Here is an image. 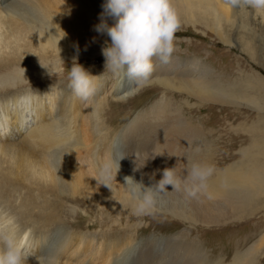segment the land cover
I'll return each mask as SVG.
<instances>
[{
  "label": "rangeland",
  "instance_id": "obj_1",
  "mask_svg": "<svg viewBox=\"0 0 264 264\" xmlns=\"http://www.w3.org/2000/svg\"><path fill=\"white\" fill-rule=\"evenodd\" d=\"M171 2L180 20L171 56L176 61L171 66L163 64L162 71L157 69L162 73L153 70L154 75L141 80L144 84L130 94L122 95L124 88L114 84L119 76L106 69L102 48L110 45L111 41L107 34L95 30L96 23L99 24L101 19L95 21L94 25L84 21L80 35L74 40L70 38V41L59 38V47L35 40L29 46L40 50L22 55L20 52L14 53L11 56L16 57L15 60L12 58V61L6 60L3 66L0 64V85L4 84L5 78L2 75L10 79L12 75V78L16 76L12 81L5 79L11 85L8 83L7 88L0 90V99L8 98L6 93L21 90H28L36 98L39 96V99L43 91L50 92L48 99H52V94L57 96V104H53L51 111L45 107L47 102L41 107L36 106V112L44 113L40 122L57 119L56 126L53 125L54 137L47 139L50 137L45 136V143H42V137L32 140V137L25 135L26 131H22L17 132L13 138H0V226L5 229L13 227L18 240L25 233L31 239L36 235L42 237L50 233L53 236L57 227L61 228L64 235L68 233V236H73L70 251L78 245L79 237L84 238L91 233L97 238L93 245L92 241L86 243L92 245L89 250L102 244L103 240L122 238V243L109 249L106 262L100 258L96 260L98 264H101L100 260L105 264H114L117 259H123L121 256L124 253L120 256V248L125 247L127 241L125 249L127 252L132 251L128 261L133 264H242L247 250L254 246L256 250L252 261L248 259L244 263L264 264V242L258 245L264 237V12L237 8L235 15L227 21L223 15L216 13V9L221 8L217 0ZM104 38L107 40L103 41ZM55 47L59 48L58 52L54 50ZM43 51L53 52L56 64L38 58ZM74 63L81 65L92 76L96 93L87 102L76 97L69 87L68 73ZM178 68L185 70L183 73H170ZM163 69H168L170 75L165 74ZM160 74L164 78L159 79ZM101 79L105 80L102 84ZM200 90L219 91L227 97L232 95L239 102L229 104L217 100L203 101L197 97ZM250 102L257 103L258 107ZM83 136L90 140L87 141ZM50 140L54 142L51 147ZM85 145L92 152L97 149L93 154L99 155L92 154L95 160H98V156L104 158L106 155L103 152L107 154L106 150L109 153V149H118L127 155L153 154L154 158H158L162 172L165 169L174 170L175 176L181 180L180 190L183 192L187 184L186 170L191 163L210 164L215 168L209 181L212 186L215 182L211 181L220 182L221 176L228 175L230 181L248 185L242 204L235 208L237 211L232 207L226 209L233 214L245 210L246 215L216 227L189 225L185 222L189 220L181 215L171 216L161 207H154L148 214L136 216L133 207L126 206L119 212L113 210L112 214L102 216L95 199L88 195L69 193L63 176V161H76L80 158L78 155L87 149ZM93 145L92 149L90 146ZM100 149H103L102 154L98 152ZM41 158L46 164L39 160ZM54 160L60 165L61 178L56 179V172L49 169ZM21 162L23 166H20ZM38 162L43 163V167ZM210 187L195 199L190 197L195 215H200L201 208L206 205L204 196L210 202L224 200L222 187L219 191H212ZM35 218L39 224L33 222ZM5 219L9 221L6 223ZM115 247L119 248L115 249L116 253ZM180 251L183 253L179 254ZM197 252L199 254L194 255ZM69 258L70 255H66L55 259V264L69 261Z\"/></svg>",
  "mask_w": 264,
  "mask_h": 264
},
{
  "label": "bare ground",
  "instance_id": "obj_2",
  "mask_svg": "<svg viewBox=\"0 0 264 264\" xmlns=\"http://www.w3.org/2000/svg\"><path fill=\"white\" fill-rule=\"evenodd\" d=\"M217 1H218L219 6L221 8L220 9L217 8L216 13L223 15L224 19L229 21L230 16L233 17L235 15L237 8L230 7L228 0H217ZM105 2H106V0H0V61H1L0 64H2V66H3V64H6L5 63L6 60L12 61L13 60L12 58H14V60H15L16 57L11 56L14 53L19 54V52H20V54L21 53L26 54L25 52H34L35 50H40V49H33L31 46H29V44L35 40H40L42 42V44L51 43V44H55L57 46H58L59 38L61 40L64 38L69 40V41L71 39L74 40V38H76L80 35V30L81 31L83 30L84 21H85V23L87 21L88 24L90 23V24L94 25L95 21H98L100 19L101 13L103 12V9L101 6ZM229 7L231 10H229ZM38 13H40L41 15L38 16ZM40 16H42V17H40ZM217 17H219V16H217ZM105 19L110 24L114 23V21L111 18L105 17ZM97 23H96V25H98ZM221 36L223 39L224 36L223 35H221ZM105 40H107V39L104 38L103 41H105ZM223 40H225V39H223ZM96 41H98V40H96ZM54 50H56V52H58L59 48L55 47ZM41 53L42 54H40V55H42V56L38 55V58H41L42 60L47 59L51 63L56 64V60L54 59L55 56H54V54H52L53 52L43 51ZM49 55L52 56V58H46V57H50ZM47 60H45V61H47ZM174 61H176V60L170 59V61L168 63H161L160 61L154 62V60H153V64H154L153 70L155 71V69H156V72L162 73L161 72L162 71L161 70L162 65L167 64V66H171L170 64L174 65V63H175ZM166 68H168V67H166ZM157 69H160L161 71L160 70L157 71ZM163 70L165 71V74H167V75L170 72V71H168V69H163ZM183 70H185V69L178 68L174 71H171L170 73L172 74V73H175L176 71L182 72ZM45 74H46V72H45ZM153 75L151 74V76H153ZM156 75L158 76V74H156ZM12 76L10 79V78H8V77L6 78L4 75H2V77L5 78L7 81H9L8 79H10L12 81L14 78H16V76L13 78H12ZM19 77L22 78L21 76H19ZM41 78H44V77L41 76ZM162 78H164L163 75H161V77L159 79H162ZM5 79H4V84L0 85V90L7 88L6 84H8V83H9V85H11V82L6 83ZM22 80L23 79H21L19 81H22ZM151 80H153L152 77H151ZM103 81H105V80L104 79L100 80L101 84L103 83ZM92 82H93V80H92ZM142 83L144 84V81L142 82L141 80H139L136 83L135 80L127 79L123 75H120L114 81V84L116 87L121 86L122 88H124L122 95L130 94L135 88H137ZM199 87H201V86H199ZM200 91L201 92H200V94L197 95V97L203 101H205V100H213V101L217 100L219 102L229 103V104H236L239 102L238 99L233 98L232 95L227 97L225 93H220L219 91H217V92H215L214 90L213 91L200 90ZM190 92H192V91H190ZM6 94L9 95V96H7L8 98L0 99V138H4V137H12L13 138V136L18 134L17 132L21 133L22 131H26L25 135L28 137H32L31 138L32 140L35 139L36 137H37L36 139H38V138L40 139V137H42L41 138L42 141L41 140H37V141H41L42 143H45L44 140L47 138V137L44 138L45 136L50 137L47 139H51L52 137L55 136V134H54L55 132H53V130H55V127L53 128V125L56 126L57 119H52L49 122H47L46 120H43V122H40V119L44 117V113L43 112H36V110L38 107L45 105V103L47 102V105L45 107L47 108V111H51L53 109V104L54 105L57 104L56 94L51 95L52 99H48V98H50V92L46 93V91H43V95H42L41 99H39V96H38V98H36V95L33 96L34 93L31 94V92L28 90H21L18 92H12L11 94H8V93H6ZM193 94H194V92H193ZM71 104H73V103H71ZM250 104L253 105L254 107H258L257 103L255 104V103L250 102ZM36 106H37V108H36ZM45 107L43 109H45ZM52 117H53V115H52ZM72 120H71V122H72ZM75 120H77V119H75ZM44 121H46V122H44ZM31 124H33V125L31 126ZM34 124H36V125H34ZM58 127L59 126H57V128ZM58 130H60V129H58ZM76 130H77V128H76ZM84 130L85 129H83L82 131H84ZM66 131H69V130L67 129ZM56 133H58V131ZM60 134H63V133H60ZM82 135H84V134H82ZM84 138L86 139L89 137H84ZM84 138L82 141H84ZM21 140H22V138H21ZM29 140H30V138H29ZM88 140H90V139H88ZM11 142H13V141H11ZM50 142H51V140H50ZM78 142H79V140H78ZM89 143H90V141H89ZM53 144H54V142H51L50 146L48 144L46 146L51 147V145H53ZM33 145H35V144H33ZM33 145H31V146H33ZM41 145H43V144H41ZM94 145L90 146V147H92V149H93ZM77 146H78V144H77ZM86 146L87 145H85V147ZM33 147H35V146H33ZM79 147H81V146H79ZM35 148H33V150ZM139 148L141 149L140 146H139ZM0 149H1V147H0ZM90 149L88 147L86 150L82 151V153H80L78 155V157H80V158L76 159V161H74V162L71 160L67 161V162L63 161V162H65L63 164V172L65 170V174L63 176H64V179L67 181V184H68L67 187H68L69 193L72 195H76V194L88 195L87 197H91V199L92 198L95 199L97 205L100 207L99 211L101 212L100 215H102V216L105 215V217H106L109 214H112L113 210L119 212V211H121V209L123 207H126V206L134 207L135 200L132 197V195L125 189V186H126L125 180H124L125 177H132L135 182L142 184L144 188L154 187L157 184V182L160 179H162L163 172L160 169L159 162L157 161L158 158L157 159L154 158L152 156L153 154L135 153V154L127 155V154H124L123 151H120L118 149L111 150L108 148L109 153H108V150H106L107 154L103 152V155L104 154L106 155V156L104 155L105 156L104 158H101L100 156H98L101 159L98 158V160H97V158H96V160H95L93 158L94 156H92V154L94 152L96 153L97 149H95V151H93V152ZM103 149L102 150L100 149V151H98V152L101 153V151H103ZM38 150H39V148H38ZM135 152H136V149H135ZM51 153L52 152H50L49 154H51ZM121 154H123L125 156L123 159H121L119 161V170L116 172L114 180L110 181L109 187H107L103 184H99L97 182V180L95 179V177L97 175L98 166L100 164H102L104 161L108 160L111 156H115L116 158H119V156ZM93 155H95V154H93ZM96 155H99V154H96ZM73 156H74V154H73ZM37 157H38V155H37ZM39 158H40V156H39ZM42 158H45L44 155L42 156ZM42 158L39 160H42ZM63 158H65V157H63ZM17 159H15V160H17ZM54 159H56V158H54ZM34 160H35V158H34ZM37 160H38V158H37ZM67 160H69V159L67 158ZM42 161H43V163L46 162L44 160H42ZM2 162H3V160H2ZM56 162H55V160L52 163L50 162L51 168L49 166H47V169L49 167V169H52L53 172H56L55 173L56 176L54 175V177H56V179H57V178H61V177H60V173H59L60 165H58ZM61 162H62V160H61ZM38 163H40V162H38ZM19 164H20V162H19ZM22 164L23 163L21 162L20 166H23ZM31 164L33 165V163H31ZM42 164H41V166H42ZM44 164H46V163H44ZM41 166L40 167L38 166V168L43 167V166L42 167ZM26 167H27V165H26ZM18 169H19V165H18ZM31 169L33 171V168H31ZM229 170H230V168H229ZM32 171L30 170L31 173H32ZM34 171H36V170L34 169ZM49 171H51V170H49ZM21 172H23V170ZM43 173H45V172H43ZM26 176L28 177V175H26ZM228 176H226V177L221 176L222 179L220 180V182H217L215 180L211 181V182H215L214 186H212L211 183L208 182L209 185L211 186V187L210 186L209 187L212 189V191H215V190L219 191L220 188L222 187V183L225 184V185H223V187H226V188L224 189L222 187V192L225 193V194H223L224 200H219L216 202H210L209 199L203 195L205 197V200H206V205H204V207L201 208L202 210L199 207V209L201 210V213L199 212L200 215L194 214V211L192 210L193 201L189 200L191 198H190V196L187 195L186 191L183 192V191H181L182 189L181 190L180 189L174 190L171 185L166 186L165 192L158 193L155 195L156 203H155L154 207H158V208L161 207V209L163 208L164 211L167 212L168 214H170L171 216L180 217L179 215H181L182 217L185 218V220H189V221H185L189 225H197L198 224V225H201L204 227H216V226H220V225H223L225 223H228L229 221L238 220L240 217H243L244 215H246L245 210L241 211L242 213H240V214H237V212H236V214H233L232 212H228V210L226 211V209L228 207H232V209L234 211H237V210H235V208L239 207L242 204V201L245 198L249 187L245 183H234V182L230 181ZM46 177H48V176H46ZM51 180H52V178H51ZM142 190H143V188H142ZM0 191H2V190H0ZM210 193H212V192H210ZM194 199H195V197H194ZM197 200H199V199H197ZM197 203H199V202L197 201ZM199 209H197V210H199ZM33 211H34V209H33ZM46 214H48V213H46ZM72 214H73V211H72ZM28 216H29V214H28ZM57 216H58V214H57ZM47 217L49 218V216H47ZM36 218H37V216H36ZM36 218L33 219L34 220L33 222H36L39 224V222L36 221ZM48 218H47V220H48ZM190 220H193V222ZM8 221H9L8 219H5L4 222L7 223ZM49 221L50 220H48V222ZM4 222H3V224H4ZM45 222H42V223H45ZM56 222H58V221H56ZM52 223H53V221H52ZM11 225H12V223H11ZM44 225L46 226V224H44ZM14 228H16V227H14ZM57 228L54 231L53 236L49 232L50 233L49 235L42 236V237L39 235H36V236H34V238L31 239V237H27L28 234L25 233L23 235V237L18 240V242L21 244L25 243V241L27 242L26 253H27L29 259L25 261V264H55V259H58L60 257L66 256V255H70V258H69L70 260L68 259L69 261L62 262L61 264H98V262L96 260H98L100 258H102V259L107 258L106 254L109 255V252H110L109 249L114 247L115 245H118L119 243H122V240H121L122 238L117 239V240L110 239L109 241L105 240V242L103 240L102 244L99 242L100 244L98 246L89 250V247L91 248L93 243H96V238H97L96 235L91 233L89 235L87 234L88 236H86L84 238L79 237L78 245L76 246V248L74 250L70 251V247L72 246V241L74 240L73 236H70V235L68 236V233H67V235H64L65 233H63L62 230H60L61 228L60 229H57ZM12 229H13V227H12ZM30 229H31V227H30ZM48 229H46V230H48ZM53 229H54V227H53ZM16 230H17V228H16ZM116 232L117 231L115 230V233ZM101 236H102V233H101ZM101 236H100V238H101ZM89 241H92V245L86 244ZM127 242L125 244L128 246ZM263 242H264V237H262L259 240L258 245L262 244ZM126 245H124L125 247L120 248L121 249L120 256L123 255V253H124V255L121 256L123 259H121V260L119 259V261H118V259L116 258L117 262H115L114 264H133V262H129L130 260L128 261V258L131 257L130 255L132 254V251L127 252V249H125ZM134 245H137V244H134ZM134 248H136V247H134ZM115 249L119 250V248L115 247L114 252H115ZM124 249L126 251H124ZM255 250H256V247H254V246L250 247L247 250L246 254L244 255L241 263L242 264L244 262L246 263V261H248V259H250V261H252L251 258L254 257ZM182 253L183 252L180 251L179 254H182ZM35 254H37L38 256H36ZM133 254L135 255V252H133ZM196 254L198 255L199 252L194 253V255H196ZM33 255H35L36 257ZM134 255H132V256H134ZM100 261H101V264H105L106 259H105V262H103V263H102V260H100ZM111 264H113V263H111ZM238 264H240V263L238 262Z\"/></svg>",
  "mask_w": 264,
  "mask_h": 264
},
{
  "label": "clouds",
  "instance_id": "obj_3",
  "mask_svg": "<svg viewBox=\"0 0 264 264\" xmlns=\"http://www.w3.org/2000/svg\"><path fill=\"white\" fill-rule=\"evenodd\" d=\"M228 3L232 8L264 12V0H228ZM101 7V22L95 30L107 34L111 41L110 45L102 48L106 69L117 76L139 81L151 76L154 58L161 63L170 61L175 33L180 28L171 0H106ZM105 17L111 18L114 23L109 26ZM91 77L76 63L68 73L69 87L76 97L85 102L96 93ZM124 156H111L98 166L95 179L99 184L109 187ZM186 171L187 195L194 198L201 192H207L208 182L215 173L214 166L193 162ZM124 180L125 189L135 200L133 214L136 216L148 214L156 203L155 195L165 192L167 185L174 190L181 187V180L175 176L173 169H165L162 179L151 188H144L132 177H125ZM26 246V241L23 244L18 242L15 229L0 226V264H25L28 257Z\"/></svg>",
  "mask_w": 264,
  "mask_h": 264
}]
</instances>
